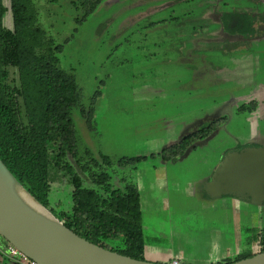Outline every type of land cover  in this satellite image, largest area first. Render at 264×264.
Masks as SVG:
<instances>
[{
  "label": "rangeland",
  "instance_id": "374dc122",
  "mask_svg": "<svg viewBox=\"0 0 264 264\" xmlns=\"http://www.w3.org/2000/svg\"><path fill=\"white\" fill-rule=\"evenodd\" d=\"M24 1L32 30L61 46L59 68L80 92L69 113L83 163L86 152L107 157L111 165L93 171L138 193L144 261L225 264L260 251L252 241L264 209L207 198L204 185L227 154L264 142V0H102L91 13L95 0ZM226 14L248 28L225 32ZM11 21L8 10L2 24ZM207 117L222 122L209 138L174 162L149 158ZM138 157L147 159L118 164ZM58 185L51 198L70 207L69 189Z\"/></svg>",
  "mask_w": 264,
  "mask_h": 264
},
{
  "label": "trees",
  "instance_id": "16d2710c",
  "mask_svg": "<svg viewBox=\"0 0 264 264\" xmlns=\"http://www.w3.org/2000/svg\"><path fill=\"white\" fill-rule=\"evenodd\" d=\"M101 1L91 3L88 13ZM9 2L7 8L0 0V161L69 231L103 249L144 261L137 191L131 186L113 189L108 176L93 171L98 166H110L107 157L101 156L98 161L86 152L89 160L83 163L69 113L79 103L80 92L74 77L59 68L61 46H54L52 40L44 43L40 29L32 30V16L24 0ZM8 10L12 21L6 28L2 20ZM221 123L219 119L206 123L149 158L174 162L209 138ZM146 159H122L118 164L136 165ZM78 170L87 175L94 188L83 187ZM58 183H65L69 189L70 207L51 198V193L59 190ZM252 242L259 244L260 251L257 248L255 253L237 254L225 264L264 252V226L257 230Z\"/></svg>",
  "mask_w": 264,
  "mask_h": 264
},
{
  "label": "water",
  "instance_id": "95a60500",
  "mask_svg": "<svg viewBox=\"0 0 264 264\" xmlns=\"http://www.w3.org/2000/svg\"><path fill=\"white\" fill-rule=\"evenodd\" d=\"M14 186L48 218L29 211L14 193ZM204 186L211 199L231 196L260 205L259 199L264 198V146L227 154ZM0 237L36 264H156L119 255L72 233L19 184L1 161ZM231 264H264V252Z\"/></svg>",
  "mask_w": 264,
  "mask_h": 264
},
{
  "label": "flooded vegetation",
  "instance_id": "af4514ba",
  "mask_svg": "<svg viewBox=\"0 0 264 264\" xmlns=\"http://www.w3.org/2000/svg\"><path fill=\"white\" fill-rule=\"evenodd\" d=\"M225 16L227 18H230L231 19V22H229V23H226V21H224V23L222 22V25L221 26L223 28L225 27V32H228V31H231V30L233 31V30H235V29H237L239 27L241 28V25H242V28H243L242 30H246L248 28V26H249V24L247 26L245 23H241L242 21L239 18L230 16L228 14H226V15H220L219 17H224L226 19ZM239 23H240V25L237 26ZM214 120L215 119H211V120H209L208 123H211ZM263 146H264V142L258 140L257 142H254L253 141V143H251L248 146L244 147V149H247V148H261ZM244 149H242V150H244ZM238 151H241V149L238 150ZM262 196L264 197V194ZM259 198L260 197H258V199ZM234 199L236 201H238L239 203L246 204L245 206L248 205V206H251V207H256L257 209H262V210L264 209V198L263 199H259V201H261V202H260V205H258V206L251 204L248 200H245V199H237V198H234ZM6 246H7V243H5L3 241V239L0 237V264H16L10 258H8L6 255H4V249H5Z\"/></svg>",
  "mask_w": 264,
  "mask_h": 264
},
{
  "label": "bare ground",
  "instance_id": "6f19581e",
  "mask_svg": "<svg viewBox=\"0 0 264 264\" xmlns=\"http://www.w3.org/2000/svg\"><path fill=\"white\" fill-rule=\"evenodd\" d=\"M12 188L18 199L25 205V207L29 211L44 219L48 218L47 214L33 201H31L17 186H14Z\"/></svg>",
  "mask_w": 264,
  "mask_h": 264
},
{
  "label": "built area",
  "instance_id": "2783aa9c",
  "mask_svg": "<svg viewBox=\"0 0 264 264\" xmlns=\"http://www.w3.org/2000/svg\"><path fill=\"white\" fill-rule=\"evenodd\" d=\"M4 255H6L16 264H36L34 261L28 259L22 253H20L18 250H16L15 248H13L8 244L6 246V250H4ZM171 264H179V263L173 260L171 261Z\"/></svg>",
  "mask_w": 264,
  "mask_h": 264
},
{
  "label": "crops",
  "instance_id": "0c3cea01",
  "mask_svg": "<svg viewBox=\"0 0 264 264\" xmlns=\"http://www.w3.org/2000/svg\"><path fill=\"white\" fill-rule=\"evenodd\" d=\"M208 119V120H207ZM207 119L205 120L206 122H205V124L206 123H208L209 122V118L207 117ZM199 121V120H198ZM198 121H195V124H194V127H192L193 128V130L191 129V130H188V131H186V133H185V135H183L181 138H180V140L182 139V138H184V137H186V136H188V135H190V134H192V133H194V132H196L197 130H195L196 128V126H198L197 125V123H198ZM202 121V120H201ZM195 128V129H194ZM166 148V147H165ZM206 196V195H205ZM207 198H209L208 196H207ZM233 199L235 198V197H232ZM140 200V199H139ZM246 204H243V203H239L238 201H237V209L238 210H246L247 208H248V210H249V212H257V208L256 207H251V206H245ZM249 207H250V209H249ZM140 209H141V206H140ZM158 259H163V257H159ZM173 260H175V261H177L176 259H169L168 260V262H165V263H156V264H167V263H171V261H173ZM178 262V261H177Z\"/></svg>",
  "mask_w": 264,
  "mask_h": 264
}]
</instances>
